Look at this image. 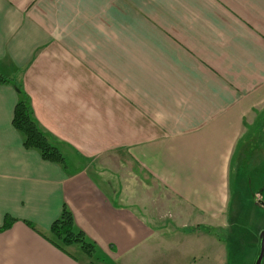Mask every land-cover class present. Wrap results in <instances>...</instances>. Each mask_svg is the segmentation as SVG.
Listing matches in <instances>:
<instances>
[{
  "label": "crops",
  "instance_id": "obj_1",
  "mask_svg": "<svg viewBox=\"0 0 264 264\" xmlns=\"http://www.w3.org/2000/svg\"><path fill=\"white\" fill-rule=\"evenodd\" d=\"M0 73L72 163L24 147L0 85V264H199L168 221L185 245L229 212L264 108V0H0ZM65 206L92 257L47 240Z\"/></svg>",
  "mask_w": 264,
  "mask_h": 264
},
{
  "label": "rangeland",
  "instance_id": "obj_2",
  "mask_svg": "<svg viewBox=\"0 0 264 264\" xmlns=\"http://www.w3.org/2000/svg\"><path fill=\"white\" fill-rule=\"evenodd\" d=\"M258 114L247 126L244 142L232 165L229 212L221 220L211 221L216 226L214 229L208 225L201 227L200 239L191 238L185 245L178 243L187 230L184 232L176 226L171 229L170 219L167 231L173 242L170 253L179 251L183 257L190 253L199 264H255L260 253V236L264 232V108ZM246 138L249 140L245 141ZM61 152L66 163L72 166L66 151ZM107 264L114 263L108 260Z\"/></svg>",
  "mask_w": 264,
  "mask_h": 264
},
{
  "label": "trees",
  "instance_id": "obj_3",
  "mask_svg": "<svg viewBox=\"0 0 264 264\" xmlns=\"http://www.w3.org/2000/svg\"><path fill=\"white\" fill-rule=\"evenodd\" d=\"M0 85H11L20 95L14 111L13 125L23 135L24 147L37 150L42 159L47 162L60 164L66 168V160L59 148L60 142L39 124L31 100L18 79L0 73ZM14 222V219L6 217L0 233L9 230ZM27 224L37 231L34 225L29 222ZM46 238L57 249L75 259L77 258L71 253L70 248H80L89 257H92L96 251L94 243L88 241L84 232L76 228L73 215L66 206L61 216L52 224L50 236Z\"/></svg>",
  "mask_w": 264,
  "mask_h": 264
},
{
  "label": "water",
  "instance_id": "obj_4",
  "mask_svg": "<svg viewBox=\"0 0 264 264\" xmlns=\"http://www.w3.org/2000/svg\"><path fill=\"white\" fill-rule=\"evenodd\" d=\"M264 259V232L260 236V253L255 264H262Z\"/></svg>",
  "mask_w": 264,
  "mask_h": 264
}]
</instances>
